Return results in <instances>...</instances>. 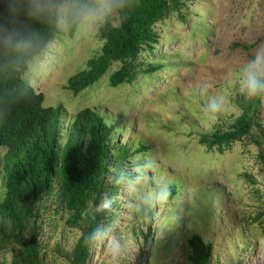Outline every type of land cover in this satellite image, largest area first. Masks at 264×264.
<instances>
[{"label": "rangeland", "instance_id": "374dc122", "mask_svg": "<svg viewBox=\"0 0 264 264\" xmlns=\"http://www.w3.org/2000/svg\"><path fill=\"white\" fill-rule=\"evenodd\" d=\"M189 1L186 24L175 18L156 28L159 49L144 64L147 69L160 62L164 69L151 79L138 78L133 86L117 90L103 80L78 96L67 89L69 80L99 55V33L106 20L79 29L73 38L64 32L23 77L45 96V107L63 111L60 122L66 135L76 113L90 108L109 125L121 127L117 139L130 149L119 192L122 207L113 209L115 229L105 233L89 264H190L187 240L194 234L212 246V264H264V232L244 228L258 209L246 174L256 176L264 189L257 148L243 140L223 155L207 154L198 142L201 134L227 130L240 115L237 102L242 94L228 82L247 59L242 51L229 50L234 42L251 45L264 36V0ZM111 20L119 26L117 16ZM137 88L143 93L131 98ZM212 97L222 99L219 111L208 110ZM257 122L264 129V109ZM142 145L149 150L137 154ZM163 184L175 186L176 194L170 190L164 202L149 205V228V219L137 215L139 204ZM3 192L0 173V201ZM127 195L131 205L123 203ZM53 205L43 240H49L50 249L59 245L71 252L81 233L67 229V212ZM117 239L122 251L114 260L105 245ZM2 258L11 261V255ZM48 264L63 263L50 258Z\"/></svg>", "mask_w": 264, "mask_h": 264}, {"label": "trees", "instance_id": "16d2710c", "mask_svg": "<svg viewBox=\"0 0 264 264\" xmlns=\"http://www.w3.org/2000/svg\"><path fill=\"white\" fill-rule=\"evenodd\" d=\"M123 2L126 7L113 14L119 26L113 25L110 16L100 28L103 46L99 55L69 80L67 89L74 96L97 88L103 80L117 90L133 86L138 78H153L164 69L160 62L147 69L144 64L159 49L156 28L175 18L186 24V17L191 16L187 12L189 0ZM24 7L26 0H0V28L32 39L27 48L0 42V148L6 149L0 163L4 187L0 264H48L50 258L63 264H89L99 243L88 244V234L97 228L105 229V233L115 229L113 209L122 207L119 192L130 163V149L117 139L121 127L109 125L104 116L90 108L76 113L66 135L60 122L62 110L45 107V96L24 81L30 67L51 51L64 32L73 38L79 30L61 29L50 19H32L24 13ZM263 45L261 36L251 45L234 42L229 52L242 51L248 60ZM142 93L137 88L131 98ZM237 109L240 115L227 130L201 134L199 145L207 154L223 155L234 144L247 140L257 148L256 165L264 185V129L258 128L257 122L264 109V96L248 99L241 95ZM148 150L142 145L136 153ZM246 177L253 186L258 209L245 220L244 228L253 226L264 232V189L258 186L256 176ZM170 190L174 196L176 187ZM105 199L111 206L102 209L99 206ZM50 204L67 212V229L81 233L71 252L59 245L50 249L49 240H43ZM137 215L149 219L150 228L153 213L143 199ZM187 245L190 264H212L213 248L200 235L189 237ZM3 255H11V261L3 260Z\"/></svg>", "mask_w": 264, "mask_h": 264}, {"label": "clouds", "instance_id": "9594fccd", "mask_svg": "<svg viewBox=\"0 0 264 264\" xmlns=\"http://www.w3.org/2000/svg\"><path fill=\"white\" fill-rule=\"evenodd\" d=\"M125 7L123 0H26V7L23 10L28 17L35 20L50 19L61 29L88 30ZM0 42L14 48H27L32 45L30 37L22 36L15 30L7 28H0ZM228 83L230 86L237 87L238 91L248 99L264 96V49L258 50L252 58L243 62L235 78H230ZM221 106L222 99L212 97L208 110L219 111ZM4 149L0 148L2 159L6 153L5 149L4 155L1 154V150ZM170 194L169 185L163 184L153 194L145 196L143 200L145 204L152 205L164 202ZM126 197L127 200L123 203L131 205L128 203V195ZM110 206L111 201L105 199L99 207L106 209ZM149 210L153 213L150 208ZM105 239V229L97 228L88 234L87 243L95 245ZM105 246L114 260L120 257L122 246L118 239Z\"/></svg>", "mask_w": 264, "mask_h": 264}]
</instances>
